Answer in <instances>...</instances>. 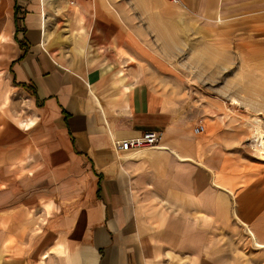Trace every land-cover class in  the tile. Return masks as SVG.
<instances>
[{"label":"crops","instance_id":"0c3cea01","mask_svg":"<svg viewBox=\"0 0 264 264\" xmlns=\"http://www.w3.org/2000/svg\"><path fill=\"white\" fill-rule=\"evenodd\" d=\"M219 3L0 0V108L29 106L0 119V264H224L222 227L264 217V190L227 180L225 134L178 99L190 46L264 36V0H233L231 24ZM145 132L162 148L120 163L112 140Z\"/></svg>","mask_w":264,"mask_h":264},{"label":"rangeland","instance_id":"374dc122","mask_svg":"<svg viewBox=\"0 0 264 264\" xmlns=\"http://www.w3.org/2000/svg\"><path fill=\"white\" fill-rule=\"evenodd\" d=\"M232 1L220 0L218 5V20L226 21L223 24L242 20V13L230 12L235 9ZM227 31L220 34L217 43L196 44L180 55L177 61L180 73L176 76L182 90L178 99L185 103L200 125L213 121L225 134L232 164V169L226 173L227 180L234 182L236 187L250 183L264 190V158L253 140L255 119L262 121L264 131V43L259 42L264 36L244 44L242 28H228ZM11 99L17 109L10 113L8 108H0L1 120L10 116L12 119L25 117L29 111L24 97L12 92ZM234 100L238 104H234ZM217 176L214 183L220 185ZM237 201L235 197L236 204ZM237 216L238 220L240 216ZM241 221H235L233 229L222 227L217 255L222 256L224 264L226 261L229 264H264V217L252 222L241 218Z\"/></svg>","mask_w":264,"mask_h":264},{"label":"built area","instance_id":"2783aa9c","mask_svg":"<svg viewBox=\"0 0 264 264\" xmlns=\"http://www.w3.org/2000/svg\"><path fill=\"white\" fill-rule=\"evenodd\" d=\"M179 1V0H175ZM205 126L199 125L195 128L196 134L205 133ZM161 135L155 132H145L142 135L129 140H112L116 159L123 163L135 154L150 150L161 149Z\"/></svg>","mask_w":264,"mask_h":264},{"label":"bare ground","instance_id":"6f19581e","mask_svg":"<svg viewBox=\"0 0 264 264\" xmlns=\"http://www.w3.org/2000/svg\"><path fill=\"white\" fill-rule=\"evenodd\" d=\"M234 104H238V101L234 100ZM261 122L262 121L260 119H255L254 120V124H253V128H254V130H253V140H254V144H255L254 146H255L256 150L260 153V156L262 158H264V131L261 128ZM217 185H218V187L222 186L221 184L220 185L217 184ZM238 220L241 221V219L239 217H238ZM243 224L245 225V223H243ZM262 248H264V245H262Z\"/></svg>","mask_w":264,"mask_h":264}]
</instances>
